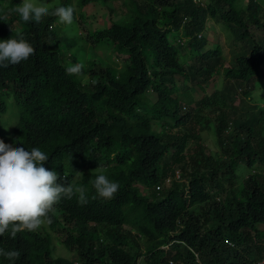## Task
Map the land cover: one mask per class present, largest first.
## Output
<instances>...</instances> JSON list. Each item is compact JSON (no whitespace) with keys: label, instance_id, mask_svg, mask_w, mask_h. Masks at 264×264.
<instances>
[{"label":"trees","instance_id":"obj_1","mask_svg":"<svg viewBox=\"0 0 264 264\" xmlns=\"http://www.w3.org/2000/svg\"><path fill=\"white\" fill-rule=\"evenodd\" d=\"M117 1L61 0L59 6L75 5L71 25L52 15L57 7L36 23L0 4V41L22 37L35 49L28 60L0 68V113L11 107L16 118L9 138L10 123L5 132L0 118V141L39 148L58 182L84 186L88 199L62 198L51 224L0 236V248L20 252L14 262L0 256V264H75L55 255L53 231L78 264H256L264 259V98L256 101L252 91L264 64V6L130 0L125 12ZM98 2L104 15L87 24L85 8ZM209 19L235 41L228 68L221 47L206 49ZM74 23L86 37L61 35L60 26ZM110 44L125 55L122 70L104 60L87 65L90 46ZM182 49L196 54L189 65L180 62ZM76 63L82 73L67 75ZM223 74L222 89L192 98L194 86L206 88ZM178 76L191 88L182 92ZM237 89L257 105L241 110ZM208 130L220 148L214 154L203 141ZM241 165L256 172L239 182ZM101 173L119 184L109 200L91 183Z\"/></svg>","mask_w":264,"mask_h":264},{"label":"clouds","instance_id":"obj_2","mask_svg":"<svg viewBox=\"0 0 264 264\" xmlns=\"http://www.w3.org/2000/svg\"><path fill=\"white\" fill-rule=\"evenodd\" d=\"M193 1L195 3H206V0ZM0 4L3 6L1 2ZM72 6L75 5L72 4ZM72 6L64 7L49 4L47 7L43 3V0L39 4L31 2V0H22V3L14 11L23 22L35 21L39 23L50 10L57 7L52 12V15L58 17L61 24L71 25L74 20L75 11ZM52 28L50 27V29ZM206 32L205 36L207 37ZM185 43L186 41L183 40L182 44L185 45ZM34 52L35 49L32 45L22 37L20 39L10 38L0 41V68L18 65L22 61L28 60ZM120 60L116 58L115 64L106 65L116 70H122L125 67L124 63L127 61L121 60L122 63L119 68ZM83 68L84 65L82 63H76L66 67L65 71L69 76L80 75ZM262 98H264V95ZM262 106H264L263 103ZM5 117H9L8 112L0 113L2 122H5ZM10 120L12 119L9 117L8 121ZM47 161L48 156L37 147H33L29 151L24 147H13L0 141V236H3L6 232H10V235L14 238L18 233L24 231L34 232L45 223L51 224L52 218L49 213L54 211V206L62 198L72 199L74 195L78 194V203L81 205L88 203L85 187L58 182L60 178L57 173L45 167ZM255 172L256 170L253 169L251 174ZM249 175L246 174L244 178ZM179 177L177 173L176 178L179 179ZM91 183L96 195L105 200L113 198L119 189V184L110 181L103 173L97 175ZM169 183L170 180L167 181V184ZM54 233L58 232L53 231L52 238L55 237ZM61 238L62 236H59V243L57 241L56 245H59L66 252V257H60L73 260L75 264H78V257L61 244ZM169 248L170 245H167L159 249L168 250ZM0 256L5 257L10 262H14L19 258L20 252L0 248ZM72 256H75V258L72 259ZM256 264H264V259L258 261Z\"/></svg>","mask_w":264,"mask_h":264},{"label":"rangeland","instance_id":"obj_3","mask_svg":"<svg viewBox=\"0 0 264 264\" xmlns=\"http://www.w3.org/2000/svg\"><path fill=\"white\" fill-rule=\"evenodd\" d=\"M123 1L124 0H118L117 1V5L119 6V8L121 10L124 9L125 12H127L128 9L131 11L132 5H131L130 0L126 1L127 5H128L127 7L123 6ZM140 1H144V0H139L138 2H140ZM237 1H238V3L240 2V5H239L240 8L245 7L246 4L248 3V0H237ZM0 2L3 4L4 7H9L12 9V11L10 10V12H8V13H11V12L16 13L14 11V9L22 3V0H19L16 3H12V0H0ZM31 2H33L35 4H39V3H41V0H31ZM60 2H61V0H43V3L47 7L49 4H51L53 6L59 5ZM257 2H259L262 6H264V0H257ZM104 11H105V6L101 2L95 3L92 6L85 8V12L87 13V15H86L87 24L93 25L96 22H98V20L104 15ZM8 13H7V15H8ZM120 17L121 16L117 17L115 19V21H120V20L124 19V17L123 18H120ZM207 27H208V30L206 32V35H207V38L209 40V45L207 46L206 49L214 50L218 47H221L223 50V58L225 60L224 66L227 68L230 67L233 64L232 51L234 49H232V44L235 46V44H234L235 41L232 40L233 38H231L228 35L229 33H228L227 29L223 25L217 23L215 21V19L214 20L209 19V21L207 22ZM59 28L61 29V31H60L61 35L68 36L69 38H72V39H74L76 37H78V39H79L81 36L86 37V35H87V31L85 29H81V25H78L75 23L69 27L60 26ZM80 32H81V34H80ZM261 35H262V32H261ZM262 37H263V35H262ZM66 44H68V43H66ZM253 44L254 43L247 44V47L249 48ZM65 46L66 47H61L60 49L63 52V54L65 55V58H67L68 47H67V45H65ZM182 52H183V54H181V56H180V62L182 64L186 63L187 65L192 63L193 62L192 58L195 57L196 54L190 52L189 50H184V49H182ZM85 55H86L85 59H87L86 60L87 65H90V63H92V61H94L93 63H95V62L97 63L99 60H104V64H102V65H106V64L113 65V64H115L116 58L121 59L123 61L126 60L125 55L116 52L111 44L108 46L102 47L99 50H95L90 46L87 49ZM82 57L80 54L79 59H81ZM121 60H120L119 68H120L121 63H122ZM88 61H90V62H88ZM124 65H127V62L124 63ZM177 79H178L177 80V87L180 88L182 92H185L184 91L185 86H188L189 89L191 88V83H188L184 77L178 76ZM257 80H258L257 88L252 91V96L255 97L256 100L260 101L264 95V84H263L264 83V64L260 70V74H259V77L257 78ZM225 84H226V81H225L224 74L214 76L206 88L200 89L199 87L194 86V89H193L194 92H192V90H190L191 96L195 101H198L202 97H204L206 95H210L216 89H218V90L222 89ZM237 90H238V94H239L241 101L239 102V100H237L235 105H239L241 110L245 108V106H244L245 104H248L251 106L257 105V103L254 101L253 102L251 101L249 104L248 103L249 100H247L245 98V96L242 95V91L240 89H237ZM242 101H244V103ZM194 104H196V103L194 102L192 104V106H194ZM10 108L11 107H8V109H7V112L9 115L14 113V111ZM8 120H9V117H5L4 118L5 122H2V127H3V130L5 132H6L5 123H7V122L10 123V126L8 127L9 130L6 132L7 138H9L11 129H13L14 125L16 124V118H14L10 121H8ZM155 129H160V127L158 125H156ZM202 136H203V141L205 143V146L210 150V152H212V154L220 151V148H219L217 140H216L215 133L212 130L205 131L202 134ZM191 143H193V142H191ZM7 144L9 145V143H7ZM252 171L253 170L248 168L246 165H241L239 167V170H238L239 182H242L244 180V176L246 174L252 173ZM54 236L56 237L55 238V245H56V242L58 241L59 236L61 237V235L59 233H54ZM55 255L66 257V252L63 249H61L59 245H56ZM70 255H72V253H70ZM74 258H75V256H72V259H74Z\"/></svg>","mask_w":264,"mask_h":264}]
</instances>
